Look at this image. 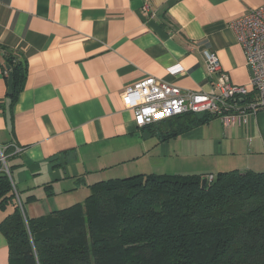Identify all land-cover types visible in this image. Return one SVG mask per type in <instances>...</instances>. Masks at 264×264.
<instances>
[{
	"label": "crops",
	"instance_id": "1",
	"mask_svg": "<svg viewBox=\"0 0 264 264\" xmlns=\"http://www.w3.org/2000/svg\"><path fill=\"white\" fill-rule=\"evenodd\" d=\"M148 3L144 11V0H0V148L14 149L6 163L26 218L83 203L100 181L170 175L154 172L156 166L190 148L228 152L227 135L239 142L234 139L229 153L242 155L248 166L256 164L246 141L264 152V110L244 126L213 117L164 139L180 120L137 127L120 97L147 76L211 93L207 53L218 57L232 85L249 92L250 70L231 24L264 0ZM8 54L27 68L13 104L2 69ZM175 66L181 72L169 74ZM7 258L0 233V264Z\"/></svg>",
	"mask_w": 264,
	"mask_h": 264
},
{
	"label": "trees",
	"instance_id": "2",
	"mask_svg": "<svg viewBox=\"0 0 264 264\" xmlns=\"http://www.w3.org/2000/svg\"><path fill=\"white\" fill-rule=\"evenodd\" d=\"M2 69L7 80L11 76L13 104L24 87L26 62L8 54ZM211 118L168 119L180 126L164 139ZM8 148L6 162L14 151ZM1 166L7 264H264V171L218 172L204 186L201 179L209 175L100 181L89 186L83 203L28 219Z\"/></svg>",
	"mask_w": 264,
	"mask_h": 264
},
{
	"label": "built area",
	"instance_id": "3",
	"mask_svg": "<svg viewBox=\"0 0 264 264\" xmlns=\"http://www.w3.org/2000/svg\"><path fill=\"white\" fill-rule=\"evenodd\" d=\"M148 6V0H144V11L148 10ZM231 28L250 70L251 90L248 92L244 86L232 85L222 73L218 57L214 53H207V76L208 79L214 78L211 93L183 90L152 76H147L122 91L120 97L132 110L137 127L149 126L184 114L210 115L217 117L224 126H244L260 110H264V5L233 21ZM180 72L181 68L178 66L168 69L171 75ZM0 163L12 182L4 149L1 148ZM207 178L211 181L213 176L209 175ZM19 205L21 207L20 203Z\"/></svg>",
	"mask_w": 264,
	"mask_h": 264
},
{
	"label": "rangeland",
	"instance_id": "4",
	"mask_svg": "<svg viewBox=\"0 0 264 264\" xmlns=\"http://www.w3.org/2000/svg\"><path fill=\"white\" fill-rule=\"evenodd\" d=\"M217 123V122H216ZM219 123V122H218ZM218 130L222 129L221 125L218 124ZM235 137L232 135H227L228 145L224 153L218 155H211L212 152L208 150V153L206 149H201L195 151L193 148H190L189 154L188 151L185 150V157L181 159L174 158L173 161L165 159V162L163 163V166L158 165L156 166L154 172H157L158 174H178V175H193V174H208L209 172H212L216 174L217 172H224L229 170H242L244 171L245 168L252 167V169L263 171L264 170V152H261L263 148L258 146L255 143L249 144L247 141L244 144V147L247 148V145L249 146V149L251 152H254L253 155V161L256 165L248 166L244 159L242 158V155H236L229 153L231 151L230 144L234 141ZM234 142H238V139H235ZM226 143V142H223ZM239 143V142H238ZM247 144V145H246ZM254 148H258L257 151H255ZM230 150V151H229ZM184 155V154H183ZM161 166V167H160ZM247 166V167H246ZM3 212L0 211V220L4 217Z\"/></svg>",
	"mask_w": 264,
	"mask_h": 264
},
{
	"label": "water",
	"instance_id": "5",
	"mask_svg": "<svg viewBox=\"0 0 264 264\" xmlns=\"http://www.w3.org/2000/svg\"><path fill=\"white\" fill-rule=\"evenodd\" d=\"M11 82H12L11 76L9 75L8 76V80H7L8 94L10 93V90H11ZM207 181H208V178L207 177L202 178L201 179L202 186H204L207 183Z\"/></svg>",
	"mask_w": 264,
	"mask_h": 264
}]
</instances>
